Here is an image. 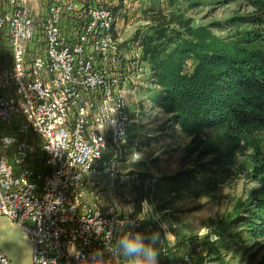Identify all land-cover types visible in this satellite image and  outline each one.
<instances>
[{
	"label": "built area",
	"instance_id": "1",
	"mask_svg": "<svg viewBox=\"0 0 264 264\" xmlns=\"http://www.w3.org/2000/svg\"><path fill=\"white\" fill-rule=\"evenodd\" d=\"M37 1L0 0V213L32 239L33 264H88L95 250L122 264L107 249L128 230L150 235L143 222L157 218L146 204L122 214L110 191L103 204L96 184L115 178L132 121L114 0ZM171 246L161 234L159 264H193ZM0 264H11L1 249Z\"/></svg>",
	"mask_w": 264,
	"mask_h": 264
},
{
	"label": "rangeland",
	"instance_id": "2",
	"mask_svg": "<svg viewBox=\"0 0 264 264\" xmlns=\"http://www.w3.org/2000/svg\"><path fill=\"white\" fill-rule=\"evenodd\" d=\"M43 1H37L40 9ZM112 4L120 57L115 70L129 77L127 110L132 121L124 152L114 164L115 178L112 181L103 176L96 184L107 197L110 191L120 212L129 215L135 198L147 186L155 182L162 185L161 175L191 170L198 178L208 176V188L162 191L157 197L151 193L144 198L140 206L146 204L157 218L149 219L146 227L152 233L157 232L152 222L160 227L163 224L172 253L178 256L188 250L193 262L203 254L201 264H264V237L249 234L234 216L259 185L253 175V155L255 147L264 148V129L238 136L227 125L203 127L195 135L181 132L170 113L154 103L159 86L143 57L142 45L130 39L137 30L145 32L152 25L167 22L180 30L188 27L193 38L205 39L214 47H254L261 43L254 34L260 27L241 19L252 10L251 5L247 0H114ZM193 62L192 57L187 58L184 70L191 69ZM135 150L139 161L129 159ZM223 150L231 153L232 163L220 167L218 173L204 174L202 164L216 168L213 160ZM163 201L167 202L165 207H159ZM202 240L208 241L206 245ZM33 244L16 220L0 213V249L11 264H33Z\"/></svg>",
	"mask_w": 264,
	"mask_h": 264
},
{
	"label": "trees",
	"instance_id": "3",
	"mask_svg": "<svg viewBox=\"0 0 264 264\" xmlns=\"http://www.w3.org/2000/svg\"><path fill=\"white\" fill-rule=\"evenodd\" d=\"M174 1V0H171ZM252 10L241 19L259 25L254 31L261 43L254 47L236 45L232 48L211 46L205 39L193 38L185 30L170 27L166 22L149 27L145 32L135 31L130 39L142 45L152 69L154 82L159 86L156 105L170 113V119L186 134L195 135L203 127L227 125L236 136L264 129V0H247ZM194 59L191 69L184 70V61ZM214 149V146H212ZM110 149L102 153V160L111 157ZM253 175L259 185L238 206L234 216L240 226L254 237H264V148L255 147ZM213 162L216 168L202 164V172L218 173L220 167L232 163L231 153L223 150ZM260 176V177H259ZM162 185L155 182L135 199L130 214L140 210L141 201L149 194L186 189L198 191L209 187V177L198 178L191 170L161 175ZM161 188H154V186ZM166 201L159 204L164 208ZM151 220L145 219L144 224ZM153 228L163 229L154 222ZM208 241L202 240L206 245ZM210 247H208V250ZM207 253V252H206ZM200 254L194 264H201Z\"/></svg>",
	"mask_w": 264,
	"mask_h": 264
},
{
	"label": "clouds",
	"instance_id": "4",
	"mask_svg": "<svg viewBox=\"0 0 264 264\" xmlns=\"http://www.w3.org/2000/svg\"><path fill=\"white\" fill-rule=\"evenodd\" d=\"M3 142L10 145L12 139L4 137ZM133 227H135L134 224ZM159 241V232L145 235L141 231L128 230L112 243L107 251L112 256L119 258L122 264H159L160 252L156 247ZM88 264H109V261L105 259L104 250L93 251L88 257Z\"/></svg>",
	"mask_w": 264,
	"mask_h": 264
},
{
	"label": "crops",
	"instance_id": "5",
	"mask_svg": "<svg viewBox=\"0 0 264 264\" xmlns=\"http://www.w3.org/2000/svg\"><path fill=\"white\" fill-rule=\"evenodd\" d=\"M3 57H5V60L7 59V61H8V58H9V56H3ZM2 64H5V62H3L2 61V56H1V54H0V65H2ZM100 186L98 185V189H99V191H100V193H99V195H100V200H101V202L103 203V204H106V203H109L110 202V198L109 197H107V195H106V193H105V190L103 189H101V188H99Z\"/></svg>",
	"mask_w": 264,
	"mask_h": 264
}]
</instances>
